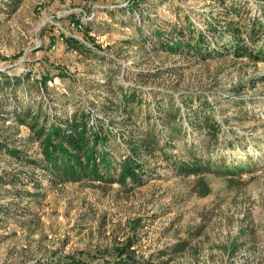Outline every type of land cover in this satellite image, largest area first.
Segmentation results:
<instances>
[{
	"label": "rangeland",
	"instance_id": "1",
	"mask_svg": "<svg viewBox=\"0 0 264 264\" xmlns=\"http://www.w3.org/2000/svg\"><path fill=\"white\" fill-rule=\"evenodd\" d=\"M263 5L264 0H0V83L30 75L20 86L0 88V139L12 138L7 123H14L11 113L19 101L42 102L61 118L80 108L117 122L122 114H105L100 103L121 102L120 90L131 87L139 93L128 103L137 137L155 130L163 144L161 135L171 136L157 107L173 100L183 111L182 126L167 153L184 155L190 145L197 153L210 145L215 163L210 173L180 176L160 151L155 157L144 152L145 182L126 186L87 179L54 186L39 170L33 178L17 173L18 180L0 186V264L46 262L50 252L66 257L111 251L130 235L135 258L150 264H264V61L224 53L202 59L164 46L172 44L170 34L187 27L185 15L199 30L207 22L245 27L261 18ZM67 40H76L81 50ZM46 73L44 91L36 81ZM205 99L220 125L215 146L186 119ZM110 128L108 149L116 165L127 152L122 135L129 127ZM18 129L16 144L40 157L39 145L25 141L29 129ZM233 165V175L224 172L222 167ZM20 167L0 154V172Z\"/></svg>",
	"mask_w": 264,
	"mask_h": 264
},
{
	"label": "trees",
	"instance_id": "2",
	"mask_svg": "<svg viewBox=\"0 0 264 264\" xmlns=\"http://www.w3.org/2000/svg\"><path fill=\"white\" fill-rule=\"evenodd\" d=\"M236 12V9H232ZM261 18H253L250 25L242 27L239 23L232 21L217 25L207 22L206 30H199L194 27L188 15H185L187 27L181 31L170 34L169 41L172 44L164 43L169 51L191 53L194 56L205 59L207 57L220 56L221 53L232 54L236 58L248 57L253 62L264 61V5L260 7ZM160 34V32H156ZM74 49H80V43L76 40H67ZM186 47L189 51H183ZM27 75V73H26ZM30 76V75H29ZM28 75L10 83L11 78L0 83V88L6 85L20 86L28 79ZM49 75L43 74L38 79L37 86L44 91L47 90ZM139 93L131 87L120 90L121 102H116L112 98H105L100 103V107L105 114L120 112L121 121L115 122L111 117L110 121H101L99 117H94L90 111L76 108L70 115L63 118L50 114L44 108L42 102L23 104L18 102L17 108L11 113L14 123H7L8 129H13L14 134L10 139H0V154L7 156L15 163L20 164L17 171L2 169L0 172V186L12 184L19 179L18 174H28L36 176L35 170H39V175L48 176L52 185L57 186L65 182H76L81 179L91 181H104L108 184L118 183L126 186L128 183L141 185L145 182L142 174L147 170L148 163L143 158L145 152L149 157H155L160 151L161 158L169 161L177 175H204L210 173L215 168L212 158V148L207 145L206 151L195 152L194 146L190 145L184 151V155H172L167 150L172 147L174 135L181 132L183 111L173 100L165 101L166 105L157 107L162 114L161 120L171 136L161 135L164 143L161 144L160 137L156 136L155 130H147L139 137L136 135V121L133 120L131 108L128 103L137 100ZM187 99V97H186ZM194 99H199L195 97ZM188 104L192 100H186ZM162 101H159L161 104ZM195 109L187 113V122L192 126L203 129L209 140L215 146L218 144L220 125L212 115V106L207 99ZM209 110V111H208ZM159 113V114H160ZM113 116V115H112ZM192 116V117H190ZM5 122L7 121L4 118ZM90 120L92 122L90 123ZM130 121V122H128ZM97 122V123H96ZM115 123L126 127L123 139L127 142V152L116 164L118 173L116 177L112 175V170L116 166L110 159L108 149L109 140L113 131L110 127ZM24 125L29 129L26 142H36L39 145L40 157H35L27 153L25 149L16 144V136L19 134V126ZM105 125V126H104ZM119 126V125H118ZM184 126V125H183ZM131 127V128H130ZM134 127V128H133ZM126 133V134H125ZM1 138V137H0ZM28 167L30 169H24ZM234 165L222 167L224 172L234 174ZM18 173V174H17ZM37 188L41 186V181H37ZM117 247L111 251L97 249L95 254L79 252L70 256H59L55 252H50L46 262L37 264H150L146 260L135 258L134 236L126 237L125 241L118 243Z\"/></svg>",
	"mask_w": 264,
	"mask_h": 264
}]
</instances>
